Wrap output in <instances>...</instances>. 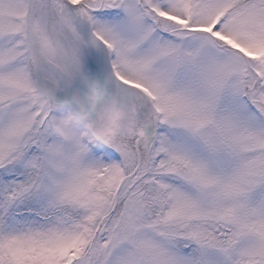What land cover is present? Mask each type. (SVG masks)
<instances>
[{"label":"snow or ice","instance_id":"obj_1","mask_svg":"<svg viewBox=\"0 0 264 264\" xmlns=\"http://www.w3.org/2000/svg\"><path fill=\"white\" fill-rule=\"evenodd\" d=\"M0 264H264V0H0Z\"/></svg>","mask_w":264,"mask_h":264}]
</instances>
